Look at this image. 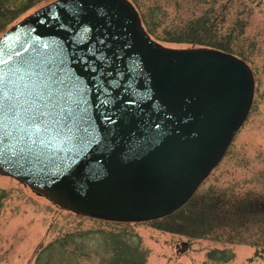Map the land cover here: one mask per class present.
Returning a JSON list of instances; mask_svg holds the SVG:
<instances>
[{
  "label": "water",
  "instance_id": "water-1",
  "mask_svg": "<svg viewBox=\"0 0 264 264\" xmlns=\"http://www.w3.org/2000/svg\"><path fill=\"white\" fill-rule=\"evenodd\" d=\"M253 94L245 61L154 42L128 0H56L0 37V174L84 216L160 219L220 162Z\"/></svg>",
  "mask_w": 264,
  "mask_h": 264
},
{
  "label": "rangeland",
  "instance_id": "rangeland-1",
  "mask_svg": "<svg viewBox=\"0 0 264 264\" xmlns=\"http://www.w3.org/2000/svg\"><path fill=\"white\" fill-rule=\"evenodd\" d=\"M54 1L0 0V37ZM129 1L149 37L172 49L196 46L172 41L201 36L188 21L224 6L223 44L244 54L254 79L248 116L192 200L162 220L76 214L0 174V264H264V0Z\"/></svg>",
  "mask_w": 264,
  "mask_h": 264
},
{
  "label": "trees",
  "instance_id": "trees-1",
  "mask_svg": "<svg viewBox=\"0 0 264 264\" xmlns=\"http://www.w3.org/2000/svg\"><path fill=\"white\" fill-rule=\"evenodd\" d=\"M31 7L32 6L30 4H26V5L24 4L20 8V10H21L20 12H24V11L30 9ZM225 9L226 8L224 6H220L218 8V10H216L214 8H206L205 12L201 13V15L199 17H196L195 20L192 21L190 19L188 21L186 27H185L186 30L188 28H192L193 29L192 35L198 34V35H201V36H191L190 40H188V39H186V40L175 39L172 42H176V43L185 42V43H190V44L196 45L194 47H205V48L216 49V50H220V51H223V52L231 53L233 55H236L238 57H242V58L245 59V56H244V54L242 52L234 50L233 47H231L230 45L223 44L224 41H227V40L230 39L228 36H232L231 33L225 34L227 36H224L222 34V30H223V24L222 23L223 22L221 20L218 21L216 19L217 16L223 14ZM17 15L18 14L14 15L11 18V20L15 19L17 17ZM191 200H192V198H191ZM184 207L185 206H183L178 211L182 210ZM178 211H176V213ZM167 217H165V218H167ZM160 220H162V219H160ZM140 260L141 259H139V261Z\"/></svg>",
  "mask_w": 264,
  "mask_h": 264
},
{
  "label": "snow or ice",
  "instance_id": "snow-or-ice-1",
  "mask_svg": "<svg viewBox=\"0 0 264 264\" xmlns=\"http://www.w3.org/2000/svg\"><path fill=\"white\" fill-rule=\"evenodd\" d=\"M19 55V54H17ZM33 63V61L29 58H23L21 61H20V67H17V68H12L11 71L13 72V74L15 75L18 71H20L21 69L23 68H29V66ZM15 95V93H14ZM8 110L10 112V114L14 117L16 115V112H17V105L16 103H10L8 105ZM36 120V116L35 114L29 112L27 117H26V122L28 123H34ZM67 126V125H65Z\"/></svg>",
  "mask_w": 264,
  "mask_h": 264
}]
</instances>
